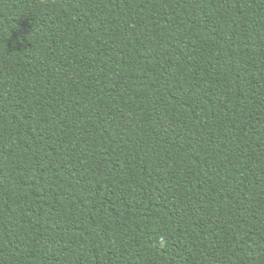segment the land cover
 Here are the masks:
<instances>
[{
	"label": "trees",
	"instance_id": "trees-1",
	"mask_svg": "<svg viewBox=\"0 0 264 264\" xmlns=\"http://www.w3.org/2000/svg\"><path fill=\"white\" fill-rule=\"evenodd\" d=\"M0 264H264V0H0Z\"/></svg>",
	"mask_w": 264,
	"mask_h": 264
}]
</instances>
